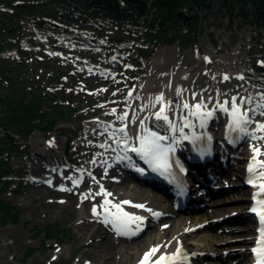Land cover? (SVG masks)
<instances>
[{
    "label": "rangeland",
    "instance_id": "rangeland-1",
    "mask_svg": "<svg viewBox=\"0 0 264 264\" xmlns=\"http://www.w3.org/2000/svg\"><path fill=\"white\" fill-rule=\"evenodd\" d=\"M28 1L37 7L32 16L21 15L16 22L19 32L14 34L11 28L0 34V99L29 101L39 98L47 113L59 117V124L50 134L38 130L27 137L24 133L20 136L11 134L14 146L4 157L8 158L12 172L0 190V201L17 207L20 214L16 223L10 221L2 225L0 222V264L87 263L84 255L92 254L91 245L107 241L104 236L93 240L80 233L83 225L78 218L79 203L67 206L53 216L30 211L31 194L34 186L39 185L34 181L41 178V173L50 171L45 166L46 158L53 159L55 151H62L61 165L68 168L87 166L96 156V152L87 147L98 143V140L86 138L90 122H113L125 112L132 104L130 96L159 51L165 52V58L169 57L168 52L173 47L192 50L195 54H214L218 58L220 55L215 52L223 42L236 46L242 41L247 44L242 51V66L250 69L252 74L249 76H261L259 73H262L261 84L264 86V63H260L264 61L263 22L258 25L257 13L250 3L240 9V4L230 3V0H207L195 11L184 8V19L173 18L168 29H161L158 20H154L156 8L152 0L146 2L143 14L139 16L138 6L130 10V6L121 0L111 6L94 3L95 0H78L73 5L64 0L56 3L52 0H0V8L10 10L19 2L28 5ZM59 6L62 12L57 15L56 7ZM46 15L59 17L62 33L88 37V43H75L77 48L69 49L56 40L57 29H49L44 24L38 29L32 26L37 17ZM44 33L50 34L51 38L48 43H39L38 36ZM74 40L79 39L75 37ZM110 57L117 61L113 62ZM84 66L95 70L107 68L110 75L91 72ZM256 67L261 71L256 73ZM110 114L113 117L108 116ZM5 134L0 129V135ZM48 146L53 149L46 148ZM40 165L43 166L41 171L35 172ZM227 168L229 166L225 170ZM92 178L98 180L97 175ZM233 196H245L244 190H228L208 202ZM214 215L209 214V218ZM51 226L55 228V234H59L60 241L47 240L44 233L33 236L35 229ZM144 238L145 235L139 236L129 243ZM65 250L69 251L68 255L63 254ZM98 261L97 257L94 261L89 259V262ZM216 262L219 258L213 255L211 260H203L201 264Z\"/></svg>",
    "mask_w": 264,
    "mask_h": 264
},
{
    "label": "bare ground",
    "instance_id": "bare-ground-1",
    "mask_svg": "<svg viewBox=\"0 0 264 264\" xmlns=\"http://www.w3.org/2000/svg\"><path fill=\"white\" fill-rule=\"evenodd\" d=\"M58 36L60 43L70 49L77 48L75 43H88V37L81 35ZM75 37L79 40H74ZM245 45L242 41L236 46L223 42L215 52L220 55L218 58L214 54H195L192 50H180L178 47L171 48L169 57L165 58V52L159 51L160 54L150 62L146 75L130 96L132 104L126 107L125 112L115 117L113 122H90L86 138L98 140V143L85 146L96 152L87 166L68 168L61 165L64 154L58 151H55L52 160H45V166L50 171L41 173V178L34 181L39 182V185L34 186L31 194L30 211L53 216L59 210L79 203L78 218L83 225L80 233L87 239L97 240L99 236L106 238L107 242L100 245L89 244L93 246L92 254L84 255L88 261L82 264H140L154 246L161 247L149 256L148 264H155L163 253L171 254L177 250L185 257L178 264H201L203 260H211L213 255L219 258V262L210 264H254L255 255L251 249L256 245L259 221L248 211V205L253 201V194L258 192L259 185L246 182L251 175L249 163H253V172H256L259 171L256 164L264 160V152L255 154L256 160L250 159L254 156L253 146L264 148V140L253 139V135L264 136V132L256 131L255 123L264 121V86L261 84L262 73H259L261 76H249L252 74L250 69L242 66ZM110 60L117 59L110 57ZM84 69L99 74L109 73L107 68L95 70L84 66ZM259 71L261 69L256 67L255 72ZM225 74L228 79H225ZM160 93L164 94L165 101L171 102L167 105L166 114L177 127L184 123V117L187 116L194 121V128L185 126V133L195 131L203 134L195 143H212L217 153L216 161L201 169L203 178L195 171L189 172L190 178L201 179L205 187L200 193L199 189H195L197 196L196 193L191 194L192 207L199 203V195L207 190L211 192L218 189V192L211 193V200L228 190H244L245 196H233L206 204L204 200L205 208L197 205L198 208L189 209L188 216L180 217L170 199L162 195L161 189H157L165 187L142 178L146 165L142 164L141 157L131 149L124 152L123 146L118 143L124 138L120 125L126 124L127 134L135 137L143 131V124L144 128L169 135V141L166 142H170L171 133L166 132L167 122L154 115L161 107V102L156 99ZM233 96L238 103L244 98L251 99L252 102L245 103L244 107L249 109L252 122L247 126L250 130L247 134L238 131L232 134L237 145L229 148L224 145V139L232 130L228 127L231 116L220 104L228 99L230 107ZM197 101L204 102L205 110L214 109L203 127L199 118L189 116V109L183 107L185 103L193 105ZM125 113L127 118L119 119ZM108 116L113 117L112 114ZM176 135L179 136V132ZM189 142L195 144L192 140L178 139L175 147L184 150ZM234 150L237 155L234 157L235 164L231 165V152ZM225 162L230 163L226 170L223 166ZM41 168L42 165L34 171L38 173ZM125 169L128 173H120ZM93 175H97L98 180H94ZM261 198H264V193L257 196V199ZM106 199L112 202L109 208L115 210L114 206L118 203L124 210L146 219L142 225H132L131 229L120 231L111 222V217L104 213ZM128 200L133 203L125 204L124 201ZM139 204H145L146 207L140 208ZM211 213L215 215L209 218ZM143 235V240L129 243ZM63 254L68 255L69 251L65 250ZM96 257L99 258L98 262H89V259L94 261Z\"/></svg>",
    "mask_w": 264,
    "mask_h": 264
},
{
    "label": "snow or ice",
    "instance_id": "snow-or-ice-1",
    "mask_svg": "<svg viewBox=\"0 0 264 264\" xmlns=\"http://www.w3.org/2000/svg\"><path fill=\"white\" fill-rule=\"evenodd\" d=\"M207 59V58H206ZM260 63H264L261 61ZM241 78H243L241 76ZM225 79H228V76L225 74ZM161 102V107L154 115L160 119L162 118L167 122L168 128L166 132L171 133V141H169V135H162L159 131H154L151 128H144L143 124L141 127L143 131L138 136H129L128 127L126 124L122 123L120 125V131L123 134L124 138L119 140L118 143L123 146L122 150L127 152L131 149L133 152L137 153L142 160H144L153 170L159 171L162 175L170 174L172 169V160L171 153L173 152L177 140H192L194 143L201 138L203 134H198L193 131L191 134L185 133V126L189 128H194V121L189 120L186 116L184 117V123L177 127V124L173 122L166 114L167 105L171 103L170 101L164 100V94L160 93L157 98ZM250 98H244L239 103L235 96L231 97V104L229 107V100L225 99L223 104H220V107L225 112H230V122L229 129L236 130L238 132H243L247 134L250 130L248 129V124L252 122V118L249 116V109L244 107L245 103H251ZM184 108L189 109V116H196L201 122V127L204 126V122L212 116L214 109L205 110V105L203 101H197L195 104L190 105L185 103ZM194 109V111H192ZM257 110H259L257 108ZM127 118V114L119 117V119L124 120ZM257 132H264V121H256ZM179 132V136L176 133ZM210 140L211 137H208ZM255 140H264V136L253 135ZM138 141V142H134ZM51 143V141H50ZM254 156L250 158L251 160H256L257 156L255 154L264 152V148L259 146H253ZM179 163V161H176ZM256 168L259 171L253 172V163L250 162L248 169L250 172V178L248 183L258 184V192L254 193L252 200L254 201L252 207L249 209L255 213L259 221V226L257 228L258 237L256 239V245L251 249L255 255L254 264H264V198L257 199V196L261 193H264V160L258 161ZM183 171L184 169L181 168ZM143 171V169H140ZM50 182V181H49ZM80 181H77L79 183ZM63 187V185H61ZM106 191V190H105ZM108 195H111L110 193ZM112 202L105 200L104 213L111 217V222L117 226V229L120 231H126L131 229L132 225H142V222L146 219L144 216H138L134 212L124 210L120 204H115V210L109 208L108 205ZM125 204L133 203L131 200L124 201ZM138 207L145 208V204H139ZM98 211V209H94ZM149 211H152L149 209ZM107 222V221H106ZM161 246H154L148 253L145 254L144 260L140 264H148L149 256L153 253L159 251ZM181 251L177 250L175 253H163L155 264H178V261L184 259Z\"/></svg>",
    "mask_w": 264,
    "mask_h": 264
},
{
    "label": "trees",
    "instance_id": "trees-1",
    "mask_svg": "<svg viewBox=\"0 0 264 264\" xmlns=\"http://www.w3.org/2000/svg\"><path fill=\"white\" fill-rule=\"evenodd\" d=\"M57 0H52L56 2ZM75 1V0H73ZM124 3L130 6V10L138 6V15L143 14V9L146 7L148 0H123ZM207 0H152V5L156 8L154 20H158L161 29L170 28L169 21L173 18L184 19L182 10L188 8L189 10H198L200 6L204 5ZM225 2L228 0H224ZM230 3L237 2L240 4V9H243L246 3H250L256 11L257 23L261 25L263 22L264 27V0H230ZM116 0H95L94 3H100L106 6H111ZM29 3V1H28ZM133 5V6H132ZM34 7L37 5L31 4L18 5L13 8L12 14L0 11V34L9 31L13 26H16L21 15L31 14L34 12ZM142 9V10H141ZM230 9V6H229ZM230 11V10H228ZM256 23V24H257ZM164 33V31H163ZM159 39L158 37H156ZM166 38V37H165ZM169 40V39H168ZM158 41V40H157ZM195 43V41H194ZM1 49V48H0ZM59 116V115H58ZM59 117L47 113L42 107V101L39 98L32 100H10L0 99V129L4 130L7 134L0 135V190L7 183V178L11 175V166L8 163V158L4 157L9 153L14 146L11 139V134L20 136L25 134L29 136L34 131H41L43 133H52L53 129L59 124ZM1 137H6L2 139ZM18 208L10 206L3 201H0V222L6 225L8 222L16 223L19 217ZM33 236L45 234L48 240H59V234H55L54 227L44 228L43 230L35 229Z\"/></svg>",
    "mask_w": 264,
    "mask_h": 264
},
{
    "label": "water",
    "instance_id": "water-1",
    "mask_svg": "<svg viewBox=\"0 0 264 264\" xmlns=\"http://www.w3.org/2000/svg\"><path fill=\"white\" fill-rule=\"evenodd\" d=\"M12 32H14V34H16V32H17V29L16 28H12V30H11Z\"/></svg>",
    "mask_w": 264,
    "mask_h": 264
}]
</instances>
